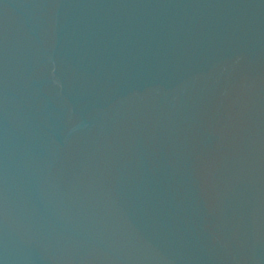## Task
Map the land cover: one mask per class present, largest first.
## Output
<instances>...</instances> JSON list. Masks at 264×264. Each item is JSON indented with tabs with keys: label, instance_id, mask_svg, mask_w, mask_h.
I'll list each match as a JSON object with an SVG mask.
<instances>
[{
	"label": "water",
	"instance_id": "95a60500",
	"mask_svg": "<svg viewBox=\"0 0 264 264\" xmlns=\"http://www.w3.org/2000/svg\"><path fill=\"white\" fill-rule=\"evenodd\" d=\"M0 264H264V0H0Z\"/></svg>",
	"mask_w": 264,
	"mask_h": 264
}]
</instances>
